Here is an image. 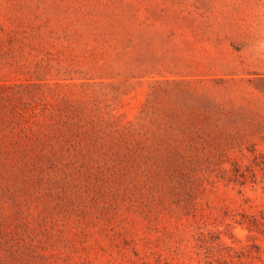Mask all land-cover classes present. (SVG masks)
<instances>
[{"label": "rangeland", "instance_id": "374dc122", "mask_svg": "<svg viewBox=\"0 0 264 264\" xmlns=\"http://www.w3.org/2000/svg\"><path fill=\"white\" fill-rule=\"evenodd\" d=\"M261 155L264 0H0V264H264Z\"/></svg>", "mask_w": 264, "mask_h": 264}, {"label": "trees", "instance_id": "16d2710c", "mask_svg": "<svg viewBox=\"0 0 264 264\" xmlns=\"http://www.w3.org/2000/svg\"><path fill=\"white\" fill-rule=\"evenodd\" d=\"M261 156L264 157L263 155H261ZM261 162H264V158ZM256 164H260V163L257 162ZM261 168L264 170V167H261Z\"/></svg>", "mask_w": 264, "mask_h": 264}]
</instances>
